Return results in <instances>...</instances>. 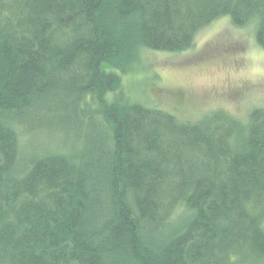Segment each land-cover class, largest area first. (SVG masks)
<instances>
[{
  "label": "trees",
  "instance_id": "16d2710c",
  "mask_svg": "<svg viewBox=\"0 0 264 264\" xmlns=\"http://www.w3.org/2000/svg\"><path fill=\"white\" fill-rule=\"evenodd\" d=\"M224 16L264 50V0H0V264H264V106L184 120L122 89Z\"/></svg>",
  "mask_w": 264,
  "mask_h": 264
},
{
  "label": "rangeland",
  "instance_id": "374dc122",
  "mask_svg": "<svg viewBox=\"0 0 264 264\" xmlns=\"http://www.w3.org/2000/svg\"><path fill=\"white\" fill-rule=\"evenodd\" d=\"M255 27V21L234 26L224 16L200 29L185 51L146 49L122 75V89L130 101L184 120L223 110L244 121L252 108L264 106V50L255 42ZM22 139L31 148L58 142L45 131Z\"/></svg>",
  "mask_w": 264,
  "mask_h": 264
}]
</instances>
